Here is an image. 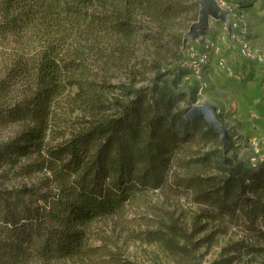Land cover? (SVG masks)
Returning a JSON list of instances; mask_svg holds the SVG:
<instances>
[{"label": "trees", "instance_id": "16d2710c", "mask_svg": "<svg viewBox=\"0 0 264 264\" xmlns=\"http://www.w3.org/2000/svg\"><path fill=\"white\" fill-rule=\"evenodd\" d=\"M199 7L197 0H0V42L13 46L0 97L18 82L28 84L12 108L0 105L2 121L21 124L0 147V169L6 160L12 168L20 164L30 179L0 188V264L85 256L96 222L167 187L173 159L191 135L178 131L171 106L162 109L150 94L110 112L105 76L129 59L144 23L166 33L182 17L188 27ZM79 113L89 120L72 119ZM198 120L182 118V126ZM224 163L231 166L227 176L185 188L211 187L203 201L253 225L261 219L264 228V163L255 169L231 158Z\"/></svg>", "mask_w": 264, "mask_h": 264}, {"label": "rangeland", "instance_id": "374dc122", "mask_svg": "<svg viewBox=\"0 0 264 264\" xmlns=\"http://www.w3.org/2000/svg\"><path fill=\"white\" fill-rule=\"evenodd\" d=\"M238 3L251 41L264 50V0ZM198 19L199 15L195 21ZM195 21L186 27L188 22L181 17L177 28L183 26L166 33L144 23L141 35L129 46V59L105 76L110 86L102 93L110 112L118 104L149 94L162 109L171 106L170 114L179 119L176 129L191 136L173 159L167 187L136 196L121 216L96 222L85 256L27 264H264V238L259 232L264 231L263 220L253 225L244 215L231 217L217 205L203 201L201 194L211 191L207 185L199 189L184 186L199 179L214 177L218 181L227 176L231 166L224 163L226 158L249 166L244 140L264 138V69L241 57L233 46H225L213 56L207 75L209 87L198 97L196 81L184 64V37ZM210 22L212 31L222 29L216 19ZM182 31L181 41L176 40ZM12 49L0 42V88L1 79L10 71L5 59ZM27 85L18 82L0 97L2 109L12 108L25 97ZM206 101L216 106L218 120L229 131L227 153L222 135L211 130L205 119L182 126L188 108ZM71 117L81 123L89 120L90 114ZM19 129V122L5 123L0 118V147ZM8 162L0 169V188L29 183L30 179L21 174L20 164L12 168Z\"/></svg>", "mask_w": 264, "mask_h": 264}, {"label": "built area", "instance_id": "2783aa9c", "mask_svg": "<svg viewBox=\"0 0 264 264\" xmlns=\"http://www.w3.org/2000/svg\"><path fill=\"white\" fill-rule=\"evenodd\" d=\"M217 4L227 15V20L214 18L221 24L222 29L212 31V24L209 22L207 29L200 31L196 36L184 37V64L196 81L198 97L209 87L207 75L213 56L225 46H233L241 57L258 63L264 69V50L254 46L251 41L250 31L238 0H221V3ZM221 65H224L223 61ZM243 145L247 150L249 166L259 168L264 163V138L244 140Z\"/></svg>", "mask_w": 264, "mask_h": 264}, {"label": "water", "instance_id": "95a60500", "mask_svg": "<svg viewBox=\"0 0 264 264\" xmlns=\"http://www.w3.org/2000/svg\"><path fill=\"white\" fill-rule=\"evenodd\" d=\"M197 2L200 6L199 19L191 25L185 37L196 36L200 31L207 29L211 18L227 20L226 13L219 7L216 0H197ZM185 118L187 120L205 119L212 128L222 135L224 150L226 153L228 152L229 131L218 120L217 108L211 102L206 101L200 105H192L188 108Z\"/></svg>", "mask_w": 264, "mask_h": 264}]
</instances>
